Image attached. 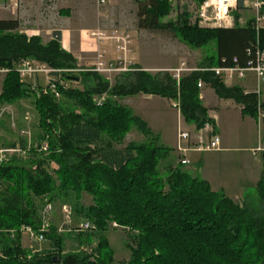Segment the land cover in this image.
<instances>
[{"label": "trees", "instance_id": "16d2710c", "mask_svg": "<svg viewBox=\"0 0 264 264\" xmlns=\"http://www.w3.org/2000/svg\"><path fill=\"white\" fill-rule=\"evenodd\" d=\"M134 1L139 29L172 32L197 49L213 42L215 56L178 81L168 72L151 75L132 65L133 71L119 74L111 84L90 67H79L61 48L59 33L43 44L39 37L20 33L17 20H0V67L10 70L2 81L0 103L13 104L32 92L41 129L27 145L4 143L33 158L30 166L19 164L16 156L0 165V264H114L103 235L112 222L137 232L125 264H264V175L255 186L259 209L213 192L208 182L183 171L182 164L168 165L163 178L158 167L168 158L167 148L156 145L147 124L116 102L138 94L157 96L177 102L183 120L196 129L205 124L214 128L198 98L201 82L218 99L232 100L244 115L256 119L260 113L264 125V100L256 92L226 86L203 70L246 66L256 52L264 53V28L256 27L254 17L238 25L241 3L233 12L232 27L201 28L189 24L185 10L174 22H163L170 13L168 0ZM26 59L58 71L50 75L57 79L58 98L19 81L15 70ZM71 78H78L82 89L64 84L78 82ZM133 126L146 142L115 149ZM44 143L47 150L39 151ZM83 193L92 196L88 207L79 205ZM56 200L71 203L74 216L89 224L76 238L79 245L96 244L91 254L64 253L63 238L50 223L43 237L52 241L56 253H33L22 246L20 229L30 227L38 234L44 208ZM10 230L13 237L3 232Z\"/></svg>", "mask_w": 264, "mask_h": 264}, {"label": "rangeland", "instance_id": "374dc122", "mask_svg": "<svg viewBox=\"0 0 264 264\" xmlns=\"http://www.w3.org/2000/svg\"><path fill=\"white\" fill-rule=\"evenodd\" d=\"M167 2L170 5V13L163 22H174L177 16L185 10L189 15V24H196L201 28H211L202 27L195 19L197 8V2L195 0H168ZM112 4V8H116L112 11V20L116 24V26L112 28V31L125 29L128 30L129 33L131 32L130 34H132L134 39L132 45H134L135 56H137L139 63L149 74L157 75L161 72H168L171 74L170 71L172 69H179L182 63H184L185 67L188 69H196L199 68L203 62H206L205 60L207 58L215 56L213 42L205 47L197 49L188 45L180 36L172 32L139 29L137 26L136 4L134 0H115ZM238 14L239 26L244 25L246 20L254 17V12L251 8H244L240 10ZM233 25L234 17L232 26ZM105 35H110V32ZM112 47H114V44H112ZM81 66L83 67L84 65H80V67ZM77 72L78 71L74 72V74H77ZM189 72L190 71H183L180 74L182 75ZM117 76L118 74H115L106 78L102 75L103 79L111 84L115 82ZM4 77L5 75H0V93ZM19 81L29 89H31V86L43 88L47 82L44 75L34 76L27 80L19 78ZM64 84L68 87L78 89H82L83 86L82 83L79 84V81L77 83L69 82ZM227 85H232V82H228ZM259 86L262 88L263 84ZM207 90L208 88L206 91ZM201 91H203V88L199 90L198 98L200 103L209 105L205 99H203V101L202 97H200ZM36 98L37 96L31 92L29 97H25L13 104L3 105L5 112L0 120L1 142L19 144L20 141H24L27 145L29 141H35L37 135L41 133V129L38 125V114L34 107ZM116 102L127 108L133 116L140 118L147 124L152 133L151 137L155 138L153 141L156 145L167 148L168 158L166 161L161 162L158 167L163 178L167 175V166L172 165V167H174L177 164L179 165L183 158L182 152L178 150V131L186 129L185 131L190 132L191 136L194 138L203 128L196 129L195 124L186 123L183 118L180 117L179 110L173 107V102L157 96L147 97L143 94H138L136 96L119 98ZM223 109L224 108L221 106V110L217 113V132L223 145L236 148V150L230 153H219L217 151L204 153L196 152L197 154L193 155L187 152L185 157H189L192 162L189 166H181V169L194 177H199L196 170L194 171L193 169L194 167L202 168L204 170V175L207 173L210 177V184L215 190L211 189L213 192H223L229 198L232 196V198L235 199L236 195L240 194L242 190L243 195H241L244 201H249L248 206L259 209L260 202L253 183L258 177V174L259 176L264 174V151L258 150L257 148L261 147L260 144L264 141V130H261L260 125H256L255 121H258L257 118L255 121L251 122L244 121V119L241 120L240 117H245L246 115L240 112L239 109ZM212 121L214 123V120ZM212 129L214 134L215 130L213 127ZM145 140L146 137L133 126L126 135L123 143L121 145H116L115 149L121 150L130 142L139 144L146 142ZM150 140L152 141V139ZM187 145L190 147L192 146L190 142H188ZM32 158V156L25 155L24 157H14L13 159H16L19 164L30 166L29 161L32 160ZM46 169L52 173L49 167ZM0 187L2 189L4 187L1 181ZM36 201L38 202V200ZM92 203V196L87 193L81 195L79 205L88 207ZM70 204L71 203L62 204L61 201L56 200L50 204L51 210L46 216V219L51 226L57 229V233L62 236L64 253L82 251L91 254L96 244L79 245L76 235L83 233V221L74 216ZM64 207H66V211H64ZM23 229L24 227H22L20 231L23 232ZM3 232L8 233L11 237L14 235L13 230ZM136 234L137 232L121 228L115 222H112L108 226L103 235L108 242L109 248L113 252L114 264H125L129 260L131 255L129 245L134 246ZM21 244L23 247L31 249L33 253L43 254L47 252H57L51 240L44 239L41 242H32L24 232L21 236Z\"/></svg>", "mask_w": 264, "mask_h": 264}, {"label": "crops", "instance_id": "0c3cea01", "mask_svg": "<svg viewBox=\"0 0 264 264\" xmlns=\"http://www.w3.org/2000/svg\"><path fill=\"white\" fill-rule=\"evenodd\" d=\"M17 1L18 7L11 8L7 7V0H0V20H17L19 23L20 33L25 34L27 37H39L43 44H47L50 40H52L55 33H59L61 48L77 60L79 67L80 65H84V68L92 67L97 60L98 52L102 53L105 51L106 59L114 58V48L112 47L113 43L111 41H107L105 44H100L92 36V33L101 31L106 34L111 32L112 28L116 26L115 22L112 20V11L116 9L112 8V2L115 0H106L103 4L98 3V0ZM132 43H134L133 36ZM128 58L131 65H139L144 71H146V69L139 63L137 56H135L134 45H132V52ZM231 82L232 85L230 86H239L245 93L256 92L259 100H264V81L257 83L256 77L253 73H247L243 79L234 78ZM224 84L229 86L227 83ZM260 84H263L262 88L259 86ZM202 88L203 91H201L202 93L200 97H202V100L205 99L209 105H205L204 103L201 104L207 109L208 117L214 120V134L219 137L217 132V113L221 110V106L226 110L239 109L240 112H242V108L235 104L232 100L218 99L210 87L203 85ZM207 88L208 90L206 91ZM257 114L258 121H255V119L249 115H246L245 117L241 116L240 119L250 122L255 121L256 125H260L261 130H264L260 113ZM184 130L186 129H181L178 132ZM219 140L220 146L217 152L230 153L236 150V148H230L228 145H223L220 137ZM260 146L261 147H257L258 150L264 151V141H262ZM188 153L191 155L197 154L196 152L190 151ZM182 159L189 161V163L184 166H189L192 162L189 157H183ZM193 170H196L198 176L202 180L208 182L211 189L214 190L210 184V177L207 173L204 175V170L202 168L194 167ZM260 176L258 174V177L253 183L254 189ZM241 194L243 195L242 190L240 191V194L236 195L235 199H233L232 196H230V199L236 203L248 206L249 201H244Z\"/></svg>", "mask_w": 264, "mask_h": 264}, {"label": "built area", "instance_id": "2783aa9c", "mask_svg": "<svg viewBox=\"0 0 264 264\" xmlns=\"http://www.w3.org/2000/svg\"><path fill=\"white\" fill-rule=\"evenodd\" d=\"M106 0H99L100 4L105 3ZM197 2L196 8V20L202 27L211 28H228L233 23V12L237 10L238 5L241 3L243 8H251L254 12L255 24L257 28H264V15L260 14V9L264 6V0H195ZM7 7L17 8V0H7ZM92 36L100 43L105 44L107 41H111L114 44V58L106 59L105 51L97 53V60L95 64L88 70L96 72L100 75H104L106 78L115 74H122L133 71L132 65L129 60V55L132 52V36L127 30L111 31L110 35H105L104 32L96 31L92 33ZM195 69H188L185 64L182 63L179 69H172V77L178 81L181 72L194 71ZM211 71L215 76L220 78L224 83L233 81L234 78L243 79L247 73H253L256 77L257 83L264 81V53L256 52L255 59L248 62L244 67L235 65L233 67H212L203 69ZM10 70L0 67V75H6ZM22 80H27L31 77L44 75L46 77V84L41 89L44 92H52L55 97H59L57 93V79L52 78L50 75L55 71L45 64H42L36 60L26 59L19 63L15 70ZM78 70H65L64 72H76ZM203 84L200 82L198 88L201 89ZM32 91L38 92V88L35 86L30 87ZM173 107L178 109V103L173 102ZM5 112L3 104L0 103V120ZM24 135V134H22ZM178 150L182 152L183 157L189 151L204 153L218 151L220 146L219 137L213 134L211 126L205 125L193 138L188 131H180L177 136ZM188 142L192 146H188ZM193 142V143H192ZM30 146H28L29 148ZM39 151H46V144L39 146ZM26 150L19 147H8L0 140V165L8 162L13 156L24 157ZM186 159L181 160L182 165L188 164ZM66 211V207L63 208ZM51 210V206L47 205L43 210L42 224L35 234L30 227H24V233L29 237L32 242H41L44 240L43 232L48 229V220L46 216ZM89 224L82 226L83 230L89 229Z\"/></svg>", "mask_w": 264, "mask_h": 264}, {"label": "water", "instance_id": "95a60500", "mask_svg": "<svg viewBox=\"0 0 264 264\" xmlns=\"http://www.w3.org/2000/svg\"><path fill=\"white\" fill-rule=\"evenodd\" d=\"M73 81H78V78H71Z\"/></svg>", "mask_w": 264, "mask_h": 264}, {"label": "bare ground", "instance_id": "6f19581e", "mask_svg": "<svg viewBox=\"0 0 264 264\" xmlns=\"http://www.w3.org/2000/svg\"><path fill=\"white\" fill-rule=\"evenodd\" d=\"M18 65H19V64H18ZM50 206H51V205H50ZM48 223H49V222H48ZM48 231H49V230H48ZM23 232H24V231H23ZM23 232H22V233H23Z\"/></svg>", "mask_w": 264, "mask_h": 264}]
</instances>
